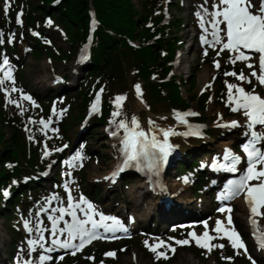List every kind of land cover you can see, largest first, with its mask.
Wrapping results in <instances>:
<instances>
[{
  "label": "rangeland",
  "instance_id": "rangeland-1",
  "mask_svg": "<svg viewBox=\"0 0 264 264\" xmlns=\"http://www.w3.org/2000/svg\"><path fill=\"white\" fill-rule=\"evenodd\" d=\"M136 2V0H134ZM169 8L166 11L167 17H175V19L180 20V26L173 27L169 33L175 35V40L178 41L177 51L172 63L171 72L176 75L181 82V98L188 102V108L185 111H178L169 103L164 101H158L155 104L150 103V99L147 96L142 85L135 83L133 80L134 68L125 64V74L124 81H115L114 84L105 85L109 90L113 91L114 96L112 100L114 101L117 95H124L126 99L123 101L120 107V115L113 117L112 113L117 110L116 105L113 110L110 111V118L106 126L98 127L100 123H94L89 128L87 127L93 119L98 117L97 111H93L92 105H96L101 102L103 104V95L100 91L99 96H101L100 101H94L93 98L85 104L80 103L77 99V88L80 86L81 80V66L82 59L79 58V48L70 47L67 42L63 39L62 34L56 28L49 26L45 29L44 37L50 40L49 42L54 44L57 48L62 51H72L71 56L67 60H62L59 58H48L45 51L39 57H33L31 51V43L28 42L27 34L29 30L24 27V23H21V29L14 28L9 35H4V43L0 44V80L4 79V73L11 69L12 80H4L3 86H0V97H2L8 107L10 117L17 128L19 129V134L14 135L11 133V129L8 127H3V130L7 133V137L13 135L19 142L25 140L26 146L33 148V145H37V150L39 151L40 157L43 158V167L41 169L35 170L36 173L40 172L46 182L43 183V193L41 197L36 198V204L31 209H17L16 214L12 220H8L5 217H0V264H19V256L24 259H28V249L29 245L27 241L29 239H35L39 233L33 231L29 233L24 227V220H28L30 224H35L37 221H42L41 227L45 229L43 235L45 236V249L52 247L51 241V221L48 219L49 215H59L58 212L53 213L51 209L67 207L68 201L64 195L56 194L53 187H51L52 180L56 182L58 186L61 187L63 191V186L67 184L72 188L73 194L78 200L81 196H84V191L92 192L95 197L94 207L96 211L100 210H116L114 208L124 209L127 214L131 213L136 219V229L130 230L126 234L132 235L131 243L124 241L126 236L117 239L113 243H109L110 240L103 238L94 242L89 247L95 244H103V248L110 246V244H115V247L111 252H115L114 256H106L103 254V264H152L155 261H161L163 264H220L216 258V251L220 254L223 253L224 256H231L234 261H239L241 256L251 257V261H255L256 264H264V249L259 246L256 247L250 242V230L248 225V210L247 202L245 197L236 198V200L231 201L233 207V212H231L232 218H237L235 223L236 229L243 234V240L247 244L248 252L245 253L243 249H233L231 247L230 241L223 235V233H216L214 231L216 227V221L220 220L225 223L228 216L225 212L219 213L216 210L217 203L212 201L213 187H210L211 180L213 179V174L211 167L214 163L222 164L221 154L225 152L226 149L232 150L234 153L235 143L241 144L247 139L243 135L246 128L243 126L245 124L246 118L243 116L242 111L233 112L231 109L234 104H229L227 101V107H219L218 104L214 102V96L211 94L202 110L200 108L199 101L197 97L195 99L190 98L189 94L196 96L201 92L206 86L210 85L211 89L214 90V77L217 71L227 64L228 66H234L235 72L239 73L243 71L246 75L250 72L245 66V62H237L232 64L230 58L233 57V53L225 50L217 55L220 50V45L211 47L208 44L202 43V36H207L211 39L209 27V32L205 33L200 27V20L195 15L199 11V5L204 3V0H169ZM2 0H0V5ZM212 0H208L207 7L211 11ZM5 5V4H4ZM11 7V4H10ZM3 9L0 12V19L3 17ZM21 9V5L19 10ZM9 13V12H8ZM18 13H21L20 11ZM24 16V14H23ZM25 18V16H24ZM206 20L208 17L205 18ZM14 20V19H13ZM16 20H14L15 22ZM40 21L36 24L35 28H40ZM208 27L207 23L205 25ZM23 27V28H22ZM41 29V28H40ZM9 37H11V42H9ZM11 49L14 52H11ZM209 50L210 58L214 61H219L221 64L220 68H216L214 62L204 63L201 60V56ZM7 58L9 61L8 65H3V59ZM251 62V61H250ZM253 62V61H252ZM251 62V63H252ZM225 68V67H223ZM196 74L194 86H190L186 79L189 75ZM45 75V76H44ZM43 78L44 81L43 82ZM42 79V81H41ZM235 79V77H234ZM235 81V80H234ZM241 83L236 79L235 84ZM139 84L141 86L142 96H138L135 85ZM123 86L119 89L118 86ZM252 86H255V91L264 96V87L261 86L257 80L252 78V84H245L246 90L250 91ZM17 89V91H11L12 88ZM4 89H8L6 93ZM64 91V92H63ZM235 92V89L233 90ZM68 94L67 98L62 99L63 94ZM48 95V96H47ZM23 96L31 97L30 100L23 99ZM46 97L52 99L51 104L53 108L50 109L49 114H45L44 111V101ZM17 101L19 107L16 103H10L9 101ZM78 104H81L82 116H85V122L81 124L75 121L71 127L67 130L68 140L62 142L63 145L59 147L57 137H62L64 130L61 126L63 117H69L77 115L79 112ZM139 105V106H138ZM152 107V108H151ZM23 109V112H21ZM72 115H71V113ZM195 112L199 116L205 117V125L207 129H220L213 130L211 132L217 133V136L209 134H202L200 138L194 137L192 134L182 135V133L192 132L191 125L197 121L193 120L195 115H187L184 117L188 121L187 124L181 123L177 117L176 113H189ZM135 116L138 122L142 124L145 132L148 133L149 121H154L153 126L169 125L173 128L174 135H170L171 140L176 145V151L179 154L176 155V162L178 160L187 161L188 156L191 155L193 159L199 158V170L205 173V180L207 184L199 192H196L195 187L199 182L192 178L191 174L188 172H183L181 176L177 177L175 172V166L171 169L169 175L170 180L173 183L181 184L185 186L184 193L191 196L192 203L200 206L201 209L205 208L207 214L201 216L202 210L197 207L190 208L191 210L180 217H177L179 211L172 209L174 203H178V200L174 199L171 204V209L169 212H164L163 202L150 204L149 199L142 198L141 195L144 190H136L135 186L140 184L139 179H134L127 175H123L127 182L123 183L119 177L115 178L112 186L108 188L109 182L112 180H105L104 176H110L112 174L111 169L115 167L116 162V144L115 139L117 136H112L107 133V130L116 131L117 124L120 120H125V122L131 127L132 117ZM41 119L49 121L47 128L39 123ZM239 121L241 127H217L216 123L231 121ZM35 121V123L30 122ZM114 121V122H113ZM1 127V126H0ZM43 129V130H42ZM257 130L264 132V127L257 126ZM91 134V135H89ZM124 134V130L120 129L118 136ZM31 137V139H29ZM105 138H107L105 140ZM200 140H203L201 142ZM228 142V143H227ZM262 147H264V141L261 142ZM64 145L68 147L65 148ZM27 146V148H29ZM184 148L186 153H181L180 149ZM61 149V151H57ZM49 153L48 156L44 155V152ZM57 153V155L54 153ZM81 153V159L73 160V157L77 152ZM189 157V159H191ZM24 162V161H23ZM225 163V161H224ZM70 164L74 166H70ZM112 166V167H111ZM111 172V173H110ZM69 173L71 175H69ZM225 174H220L219 183L223 179ZM103 177V180H99ZM182 177V178H180ZM187 177V182L185 181ZM200 176H198L199 178ZM215 178V177H214ZM33 195V194H31ZM138 195V199L141 200V209L132 206V196ZM33 196H31L32 198ZM53 197H57L53 199ZM168 195L164 196L166 199ZM180 199V196H179ZM59 200V202H56ZM50 201V203H49ZM168 201V200H167ZM116 202V204H114ZM244 202L243 212L238 210L239 204ZM113 203V205H111ZM82 208H86V205H81ZM18 208H20L18 206ZM42 208L48 209L47 212L41 211ZM143 210L144 214H149V220L142 218L140 216V211ZM264 212V209H261ZM112 214L115 213L110 211ZM183 212V211H182ZM39 213V216H37ZM77 215L84 218V214L77 209ZM170 217V218H169ZM139 220H138V219ZM191 218H196L199 220L197 226L185 227L184 225L177 224L181 221H190ZM66 221L70 222L71 217L65 214ZM170 219V220H167ZM129 223V218L125 219ZM204 220V221H202ZM241 220V221H240ZM258 225L260 230H264V217H257ZM177 224V225H176ZM207 224V228H205ZM8 225H15L13 228L19 232L18 237H14L8 230ZM225 225V224H224ZM64 226V221L60 222V227ZM149 228V229H147ZM209 232V235L215 237L209 241L210 244L220 245L223 244V248L213 247L211 251L207 248L200 247L195 239L189 236V233L195 232L197 236L202 235L205 231ZM127 237V236H126ZM62 240L66 238V234L60 237ZM174 238V239H170ZM188 239L189 243L186 245L175 244V240ZM145 241H148V245H145ZM158 241H165L166 244H170L175 248L172 252L167 248H159L157 251L166 252L167 258L161 257L157 259V253L150 250V246ZM137 242V245H135ZM203 243V241H202ZM119 245V246H118ZM194 245V246H192ZM58 253L47 252L36 246V251L32 253L31 258L34 260L38 259L41 252L44 255H50L55 257L52 253H62L63 256H70L71 249L65 250L61 249ZM65 257L63 256V259ZM53 261V259L51 260ZM62 261V260H60ZM59 261V262H60ZM58 261H55L57 263ZM54 263V264H55ZM65 261L63 262V264ZM73 264V263H71ZM93 264H101V262H94Z\"/></svg>",
  "mask_w": 264,
  "mask_h": 264
},
{
  "label": "trees",
  "instance_id": "trees-1",
  "mask_svg": "<svg viewBox=\"0 0 264 264\" xmlns=\"http://www.w3.org/2000/svg\"><path fill=\"white\" fill-rule=\"evenodd\" d=\"M5 4L2 0L0 12ZM169 0H13V7L10 13L3 15L0 19V31L4 35H8L14 28L21 29L19 25L14 24V11L20 5L25 15L24 27L35 29L36 24L40 21V37L27 34L28 42L31 43L30 48L33 57H39L45 51L50 58L55 57L67 60L72 51L64 52L57 48L54 44L45 40L43 34L48 26H52L59 30L63 39L72 48L88 41L89 36L92 37L90 56L81 66L80 86L77 88V99L80 103H87L92 92L97 87L102 86L105 91V99L103 103V111L100 116L93 119L88 124V128L94 123H100L98 127L108 121L110 111L113 108L111 97L113 91L109 90L105 85L114 84L115 81H124L125 64H129L134 68L133 80L140 83L150 99V103L155 104L158 101L169 103L174 108H186L188 102L181 98V82L176 75L171 72V61L178 46L175 35L169 33L173 27L180 26V20L175 17H167L165 9L169 6ZM94 14L96 19V28L93 33L90 32L89 26ZM50 22V23H49ZM23 28V27H22ZM11 52H14L11 49ZM201 60L204 63H211L209 51ZM218 71L214 79V102L221 107L226 108L228 98L227 83L234 82V77L226 76L225 72L233 71V66L225 65ZM168 77V78H166ZM196 74L189 75L186 82L192 87L195 84ZM119 89L123 86H118ZM64 92V91H63ZM210 87H205L197 96L189 94V99L199 101V106L203 110L205 103L211 93ZM67 98L68 94H63ZM48 96V95H47ZM47 100V101H46ZM45 114L50 113L53 107L52 99L46 97L44 100ZM81 104H78L79 112L77 115L63 117L61 126L64 130L62 137H57V144H62L64 140H68L67 130L75 121L82 119ZM71 113V112H70ZM72 115V113H71ZM196 120L204 121V116L195 117ZM0 217L12 220L17 209L23 207L31 209L35 203V199L41 197L43 193V184L45 180L35 174L38 169L43 167V159L40 157L37 145L33 148H27L25 140L19 142L13 135L7 137V133L3 127L11 129L14 135L19 134V129L10 117L8 107L2 97H0ZM216 130V129H213ZM211 135L217 136V133L211 132ZM91 135V134H89ZM203 142V140H200ZM181 153L186 150L181 147ZM180 162L175 167V172L182 174L189 172L195 176L198 172L195 190L199 192L202 186L206 184L204 180L205 173L199 170V160L189 159ZM24 161V162H23ZM126 183L125 178H121ZM15 182V183H14ZM52 187L59 192L60 187L52 182ZM4 191H8L9 195L5 197ZM87 196L95 199L92 192L85 191ZM31 194L33 197L31 198ZM18 206L20 208H18ZM8 225V230L14 237H18L19 232ZM131 243V239L126 240ZM135 245H137V242ZM119 246V245H118ZM194 246V245H192ZM117 245L103 248V244L99 243L86 249L83 253L74 256H68L64 264H93L101 262L103 254L106 250L115 248ZM222 251L223 250H219ZM216 251V258L220 264H252L246 256H241L239 261L226 259ZM93 257L94 259H88ZM152 264H163L161 261H155Z\"/></svg>",
  "mask_w": 264,
  "mask_h": 264
},
{
  "label": "snow or ice",
  "instance_id": "snow-or-ice-1",
  "mask_svg": "<svg viewBox=\"0 0 264 264\" xmlns=\"http://www.w3.org/2000/svg\"><path fill=\"white\" fill-rule=\"evenodd\" d=\"M208 0H204V3L199 5V11L195 13L200 20V27L205 33L209 32V27L211 29L210 36H202V43L208 44L211 47L216 45H221L220 50L217 55L221 52L228 50L234 53V56L230 58L232 64L239 62H245V66L250 69V72L246 75L243 71L239 73L235 71L225 72L226 76L235 77L241 83L232 84L227 83L228 91V101L229 104H234L232 107L233 112L242 111L243 116L246 118L245 124L246 131L243 133L247 140L242 144L243 152L247 157V167L243 170V174L239 176L238 179H231L225 185V191L220 195L221 200H231L240 194H244L245 200L249 207L250 212V222L253 226V235L257 236V241L259 247L264 249V230L258 228L257 217H264V147L260 146L261 142L264 141V132L257 130V126L264 127V96H261L255 91V86H252L250 91L246 90L244 85L252 84V78L258 81L261 86H264V0H212L211 11L207 7ZM10 8V0H5L4 13L8 14ZM22 13L17 14V23H22L21 20ZM208 17L206 20L205 18ZM50 23V22H49ZM208 25L206 27L205 25ZM223 25V27H221ZM223 34V35H221ZM4 34L0 32V44L4 43ZM9 42H11V37H9ZM250 53H256L258 55V61L256 64L250 61L253 57ZM207 54V53H205ZM9 61L7 58L3 59V65H8ZM216 68H220L221 64L219 61H214ZM4 80H12L11 69L4 73V79L0 80V86H3ZM138 96H142L141 86L136 84L135 86ZM207 87H210L208 85ZM235 89V92L233 91ZM8 92V89H4ZM11 91H17L14 87ZM103 92V89L100 90ZM23 99L30 100L31 97L23 96ZM126 99L124 95H117L113 101L116 105L117 110L112 113L113 117L120 115V107L122 102ZM97 100H99V93L97 94ZM10 103H16L19 107L17 101H9ZM96 104L92 105L93 111H96ZM23 112V109H21ZM187 115H197L195 112L189 113H176L177 119L183 123L187 124L188 121L184 119ZM35 123V121H30ZM114 122V121H113ZM44 128L48 127L49 121L41 119L39 121ZM150 124H154V121H149ZM131 127L125 122V120H120L117 124V130L111 132L112 136H117L119 130H124V136L122 139V152L123 159L121 164H118L116 170L112 172L110 176L104 177L105 180L115 181V178L120 172L124 171L126 167H137L138 170H143L141 165L149 171V173H154L158 171V162H166L167 157L173 149V145L169 144L168 137L176 133L172 132L171 129L160 131L163 132V140L157 139V136L153 134L149 138L148 133L140 129L138 119L133 116L131 120ZM228 127H241L239 121H231L228 125H223ZM140 129V130H138ZM43 130V129H42ZM151 131V129H149ZM199 135V131L186 132L182 135ZM31 139V137H29ZM67 148V145H64ZM61 151V149H57ZM45 156H48L47 151L44 152ZM81 159V153L78 151L73 160ZM225 163L217 164L214 163L213 167L219 169H225L228 172L236 173L239 169L237 165L241 163L242 157L240 155L234 154L232 150L226 149L223 157ZM70 166H74L70 164ZM69 175H71L69 173ZM187 182V177L184 178ZM15 183V182H14ZM67 188L68 185L65 184ZM3 195L7 197L9 195L8 191H4ZM57 197H53L56 199ZM50 203V201H49ZM81 205H86V208H82ZM77 209L84 214V218L77 215ZM41 211L47 212L48 209L42 208ZM53 213L58 212L59 215H49L48 219L51 221V245L45 249L43 241H45V236L43 235L45 229L41 227L42 221H37L35 224H30L28 220H24V227L29 232L33 231L39 233L35 239H29L27 241L29 245L28 249V259H24L19 256V264H44L45 261H51L53 259L50 255H44L41 252L38 256V260L31 259L32 253L36 251V246L40 249L45 250L49 253L56 251L57 249H71L72 255L80 251L85 247L87 243H91L95 239L108 238L107 233H112L111 238L115 237V232L118 230L116 225L119 223L114 217H106L103 214L97 213L94 205L81 196L78 200L71 195V191L68 193V204L67 207L53 208L51 209ZM220 212L227 211L229 213L227 217V222L232 225V212L231 207L225 208L221 207L218 209ZM65 214L71 217V222L66 221ZM99 214V219L95 216ZM39 216V213H37ZM112 220L113 224H108L106 221ZM64 221V226L60 227V222ZM90 225V227H88ZM207 228V224H205ZM101 229L103 230L101 232ZM123 231L127 232V228H123ZM214 231L218 234L223 233V235L230 241L231 247L233 249H243L245 253L248 249L240 238V234L235 230L233 226L231 229L224 227L223 222L220 220L216 221V227ZM66 234L65 239H61L62 235ZM189 236L193 237L196 243L203 248H207L209 251L213 247L223 248L224 245H213L209 241L215 239L209 235L206 230L202 236H197L195 232L189 233ZM174 239V238H170ZM78 240V243H73V241ZM203 241V243H202ZM146 246L148 241L144 242ZM189 243L188 239L175 240V244L186 245ZM159 248H167L174 252L175 248L166 244L165 241H158L150 246V250L157 253V259L164 257L167 258L166 252L157 251ZM106 256H114V252L105 253ZM63 260V256L59 257ZM88 259H94L89 257ZM226 259H231L227 257ZM251 260V257L249 256ZM103 264V261H101ZM252 264H256L253 260Z\"/></svg>",
  "mask_w": 264,
  "mask_h": 264
},
{
  "label": "bare ground",
  "instance_id": "bare-ground-1",
  "mask_svg": "<svg viewBox=\"0 0 264 264\" xmlns=\"http://www.w3.org/2000/svg\"><path fill=\"white\" fill-rule=\"evenodd\" d=\"M41 81H42V79H41ZM43 82H45L44 81V78H43ZM139 126H140V129L144 130V128L142 127V124L139 123ZM140 129H138V130H140ZM149 129H151V131H149ZM161 129H164V130L171 129L172 132L174 131L173 128L170 127L169 125L153 126V125H151L149 123V125H148V132H149L148 135L151 137L153 134H155L157 136V139H159V138L161 139L162 136H163V132L160 131ZM224 153L225 152H223L221 154L222 159L224 157ZM112 170L113 169H111V172H112ZM212 174H215L216 181L218 182L219 181V176H220L221 172L217 169L216 172H212ZM104 177H106V174H105ZM102 178L103 177H100L99 180H103ZM140 182L141 183L140 184H137L135 186V188H136L137 191L138 190H142V189L144 190V192L141 194V195H143V197H141L142 198V202L144 200L143 198H146V197H147V199H149V201L151 200L150 201V204H152V203H159L161 201H164L163 202L164 212H169L170 209H171V204L173 203V200L176 199V200H178V203H174V206H176V207L172 208V209H175V211L177 209H179V208H182L183 211H186V213H187L188 211L191 210L190 208L197 207V208H200V210H202V212L200 213L201 216H204V215L207 214V211H206L205 208L204 209L203 208L201 209V207L200 206H197L195 203L193 204V206L192 205H189L190 202L192 203V200L193 199L191 198V196L186 195L184 193V190L186 189L185 186H182L181 184L176 185L177 183H173L170 180L169 177H163L164 186L162 188H160V189L155 190V191H152V190H150L148 188V186L143 185V182L142 181H140ZM112 183H113V181L109 182L108 188L110 186H112ZM165 195H168L169 198L168 199L167 198L164 199V196ZM179 196H180V199H179ZM138 197H139L138 195H136L135 197L134 196L131 197V199H132V206L135 207V208L141 209V206H140L141 200H139ZM114 204H116V202ZM111 205H113V203H111ZM114 209H116L115 211L117 212V214L119 215V217L121 219H124L125 220V219L129 218V221H130V224H131V226L129 227V229H131V230L136 229V224H135L136 219L133 217V215H130L131 213H128L127 214V212L124 209L123 210L122 209H119V208H114ZM231 209H232V212H233L234 209L233 208H231ZM238 210L241 211V212H243V210H244V202L243 203L240 202V204L238 206ZM144 213L145 212L143 210H141L140 211V216L142 218H145V219L149 220L150 215L149 214H144ZM182 214H183L182 211H180L178 213L177 217H180ZM184 214H185V212H184ZM225 214H226V216L229 215V213L227 211H225ZM167 220H170V219H167ZM236 220H237V218H232L233 223H232V225H229L228 222H227V219H226V221L224 223L225 224L224 227H227V228L231 229L234 226L235 227V230H236V226H235V223H237ZM147 229H149V228H147ZM200 236H202V235H200Z\"/></svg>",
  "mask_w": 264,
  "mask_h": 264
}]
</instances>
